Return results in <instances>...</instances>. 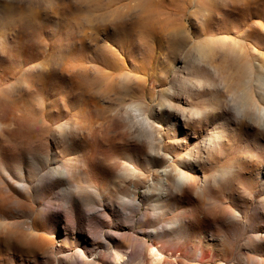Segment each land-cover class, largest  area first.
<instances>
[{
  "label": "rangeland",
  "instance_id": "obj_1",
  "mask_svg": "<svg viewBox=\"0 0 264 264\" xmlns=\"http://www.w3.org/2000/svg\"><path fill=\"white\" fill-rule=\"evenodd\" d=\"M0 264H264V0H0Z\"/></svg>",
  "mask_w": 264,
  "mask_h": 264
},
{
  "label": "bare ground",
  "instance_id": "obj_2",
  "mask_svg": "<svg viewBox=\"0 0 264 264\" xmlns=\"http://www.w3.org/2000/svg\"><path fill=\"white\" fill-rule=\"evenodd\" d=\"M167 171H165V175H166Z\"/></svg>",
  "mask_w": 264,
  "mask_h": 264
}]
</instances>
